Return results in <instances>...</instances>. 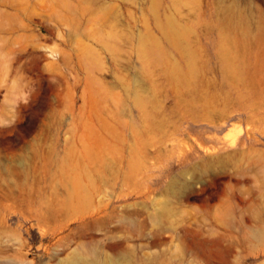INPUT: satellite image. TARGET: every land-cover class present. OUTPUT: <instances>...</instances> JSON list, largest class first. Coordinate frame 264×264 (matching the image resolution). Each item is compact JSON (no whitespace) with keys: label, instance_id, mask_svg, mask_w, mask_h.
<instances>
[{"label":"rangeland","instance_id":"rangeland-1","mask_svg":"<svg viewBox=\"0 0 264 264\" xmlns=\"http://www.w3.org/2000/svg\"><path fill=\"white\" fill-rule=\"evenodd\" d=\"M79 257L264 264V0H0V264Z\"/></svg>","mask_w":264,"mask_h":264},{"label":"bare ground","instance_id":"bare-ground-1","mask_svg":"<svg viewBox=\"0 0 264 264\" xmlns=\"http://www.w3.org/2000/svg\"><path fill=\"white\" fill-rule=\"evenodd\" d=\"M76 191V190H75ZM75 193V192H74ZM85 203V195L83 193H79L77 195V203L76 205L78 207H81ZM121 264L117 261H112V260H104L101 261L97 259V257L93 258H84V257H79V258H74L69 261V264Z\"/></svg>","mask_w":264,"mask_h":264}]
</instances>
